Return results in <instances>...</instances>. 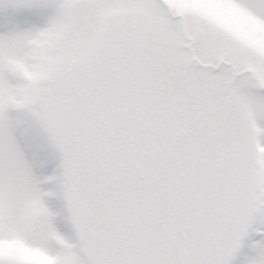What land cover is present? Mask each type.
I'll use <instances>...</instances> for the list:
<instances>
[{
	"label": "snow or ice",
	"instance_id": "obj_1",
	"mask_svg": "<svg viewBox=\"0 0 264 264\" xmlns=\"http://www.w3.org/2000/svg\"><path fill=\"white\" fill-rule=\"evenodd\" d=\"M0 264H264V0H0Z\"/></svg>",
	"mask_w": 264,
	"mask_h": 264
}]
</instances>
